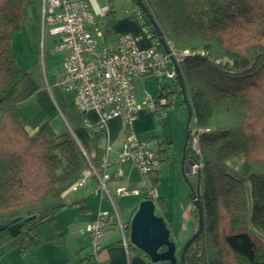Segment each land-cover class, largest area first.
<instances>
[{"label":"trees","instance_id":"obj_1","mask_svg":"<svg viewBox=\"0 0 264 264\" xmlns=\"http://www.w3.org/2000/svg\"><path fill=\"white\" fill-rule=\"evenodd\" d=\"M141 1L159 36L190 53L177 65L195 126L201 129L200 156L188 144L184 154L201 164L186 183L190 201L198 185L203 230L185 251V264H264V0ZM22 4L0 0V256L6 243L17 246L21 255L46 243L64 245L55 216L79 201L66 203L63 194L92 173L91 166L99 170L102 157L87 158L74 140L57 141L47 124L34 136L24 131L14 98L28 72L12 52ZM114 12L110 0L105 36L111 34ZM141 13L143 26L159 39ZM168 89L159 88L158 98L165 103L153 114L166 112L172 95L180 94L176 79ZM157 146L160 154L170 151L165 142ZM232 158L240 159L234 165L238 168L226 163ZM158 172L148 178L151 189ZM84 260L89 255L76 264Z\"/></svg>","mask_w":264,"mask_h":264},{"label":"built area","instance_id":"obj_2","mask_svg":"<svg viewBox=\"0 0 264 264\" xmlns=\"http://www.w3.org/2000/svg\"><path fill=\"white\" fill-rule=\"evenodd\" d=\"M109 10L110 0H41L42 27L47 26L50 36L54 39L53 52L64 54L58 84L64 90L73 92V103L88 129H105L107 122L113 118L121 122L124 139L116 155L117 168L114 176L121 175L119 164L128 161L140 175L149 178L159 170L162 155L157 145L136 138L132 131V122L141 111L155 112L158 105L165 103V99L158 98V93L153 97L144 90L143 98L138 102L135 79L165 76L174 81L176 76L172 61L179 64L190 53L187 50L175 49L173 44L164 38L169 51L165 54L159 39L151 37L149 29L143 26L142 13L135 7L131 8V12L140 25V32L150 41V45L147 48H139L133 34L128 32L120 33L114 44L106 45L102 21ZM167 62L170 64L169 70L166 68ZM160 87L157 88V92ZM89 112L96 114L95 122L87 118ZM200 132L201 129L196 126L188 131L194 156H200L198 143ZM109 150L110 147L107 146L101 157L99 170H103L102 174L91 166L102 190H106L105 183L111 177L106 173L110 166L107 159ZM189 159L192 164L188 175L195 177L201 164L196 159ZM83 184L84 179H81L72 189L75 190ZM117 193H122V189H117ZM107 196L112 202L109 192H106V195L102 194L101 199H107ZM149 196L155 199L152 190L149 191ZM108 222L109 213L99 209L96 217L86 223L81 231L88 240L92 256L87 264H108L107 261L97 259ZM115 228L121 232L120 244L127 248L129 246L127 231L119 219Z\"/></svg>","mask_w":264,"mask_h":264},{"label":"crops","instance_id":"obj_3","mask_svg":"<svg viewBox=\"0 0 264 264\" xmlns=\"http://www.w3.org/2000/svg\"><path fill=\"white\" fill-rule=\"evenodd\" d=\"M21 13L25 24L24 33L25 37L28 38L30 50L25 53H22L21 50L14 52L12 45V52L16 56L17 61L19 60L18 58H23L24 64L22 66L19 65L28 72L27 77L20 83L14 98L24 131L27 135L34 136L43 124H47L57 141L74 140L87 158H94L98 153L103 154L105 148L109 146L110 150L107 153V159L110 162V166L106 169V173L110 174L111 177L105 184L108 183L110 190L117 195L119 194V196L127 195L128 192H133L135 195L143 192L139 201L142 200L144 193H149L151 190L149 188V179L137 173L130 162L123 166L119 164L121 175L118 177L114 176L117 168L115 164L116 155L120 151L124 139L120 120L117 118L109 120L105 129H88L84 124L81 113L73 103V92L64 90L58 84L62 71L58 77L49 80L47 77H43L38 62L32 61V56L38 54L41 32L44 31L41 20V0H23ZM139 27L140 25L133 13L120 14L118 17L116 15L115 22L112 25V33L116 37L123 32L131 33L139 48H147L150 45V41L143 33L139 32ZM20 30L22 31V26ZM63 57L64 54L60 59L61 69ZM140 113L132 122V124L136 125V128ZM87 118L93 122L97 120L94 112H89ZM99 172L102 174L103 170L100 169ZM92 174L93 172L85 173L84 184L78 187L79 189L76 188L75 193L68 192L70 191L69 189L63 194L66 203L79 201V204L66 207L55 216L64 237V245L46 243L31 249L26 255H21L17 246L12 243H6L1 248L0 264H76L80 262L86 256V254L81 256L80 252L85 250L86 247L88 248V240L81 231L86 223L96 217L99 209L107 211L103 206L106 199L102 200V193L98 191L99 181ZM117 189H122V193H117ZM152 191L156 194L155 199H160L155 189ZM147 197L149 198L150 196L146 195L145 198ZM139 201L133 205L122 206L120 213L115 207V218L119 219L123 227L129 223ZM171 214L173 215V212ZM171 214L165 215L164 213V217H161L166 221L170 233L177 239L180 236L179 233L182 227H178L176 232L173 231L174 219ZM186 216L182 231L189 227H192L194 231L192 220H190L188 214ZM113 221L115 220L113 219ZM75 235H79V238ZM120 240V230L115 228L114 223L108 225L102 241V249L97 259L99 261H107L108 264H129V258L134 255L130 249L131 246L123 247L120 244Z\"/></svg>","mask_w":264,"mask_h":264},{"label":"rangeland","instance_id":"obj_4","mask_svg":"<svg viewBox=\"0 0 264 264\" xmlns=\"http://www.w3.org/2000/svg\"><path fill=\"white\" fill-rule=\"evenodd\" d=\"M113 8H114V16L116 19V15H127L132 14V2L131 0H111ZM22 31L15 33L12 36V45L14 52L21 50L22 53L28 52L30 50V44L28 38L25 37L24 33V18L22 17ZM104 24V21H102ZM103 31L105 32V27L102 26ZM139 30L141 28L139 27ZM138 30V31H139ZM140 32V31H139ZM112 33V30H111ZM142 33V32H140ZM27 36V35H26ZM53 38L49 35L47 26L44 27V31L41 32V43L39 46V51L36 56H32V61L38 62L40 69L43 73V77H47L49 80L56 78L59 76L61 69V57L63 56L62 52H53ZM116 35L114 33L107 34L105 39L106 45H112L115 43ZM18 63L22 66L24 64L23 58H18ZM30 64V62L28 61ZM168 70L170 68L169 62H167ZM169 86V89H172V81L168 77H154L147 76L145 80L135 79V94L136 99L140 102L144 95V90L148 91L153 97L157 94V88L159 86ZM143 113L139 114V121L137 122V128L135 124H132V131L136 138L143 142H149L151 144L157 145V142H165L168 147H170V151L165 153H161L164 158L161 162L159 172H158V180L154 187L151 189L150 183L149 188L151 190L156 191L157 195H159L161 201L155 200V214L164 217L167 214H171L173 212L174 219V232H176L178 227L184 228V219L186 214L190 217V220L193 222V227L195 230V222L194 219L189 215L192 210V203L190 201V188L188 184L185 182L182 177L180 170V159L182 155V149L184 144V137L187 129H192L195 127V120L193 116H191L188 122V113L185 106L182 104V98L180 94L176 93L172 95V105H170L166 112L163 113H155L148 111H141ZM188 146L191 148V143L188 141ZM239 158L229 159L226 163L232 167L239 162ZM121 162L120 164L126 165L128 161ZM130 164V163H129ZM238 168V167H237ZM101 173V172H99ZM138 173V172H137ZM190 180H194V177H189ZM106 190H102L99 186L98 191L106 195V192H109L111 195L112 202L110 198L107 196V199L104 201L103 206L109 212V222L108 225L117 223V219L115 218V207L120 213V208L127 204H136L141 196L135 195L133 192H128L127 195L119 196L116 193L110 190L108 183L106 184ZM79 189V188H77ZM70 189L68 192L75 193L76 190ZM71 193V194H72ZM155 194V192H154ZM68 196V195H67ZM156 197V194H155ZM115 206H114V205ZM163 208V209H162ZM164 212V213H163ZM113 219L115 221H113ZM16 224L12 225V229L15 228ZM180 230L179 238H175L170 233V239L176 243V247L181 248L184 243L191 237V235L195 232L192 227L187 228L185 231ZM193 231V232H192ZM79 238V235H75ZM131 249V248H130ZM89 250V251H88ZM132 250V249H131ZM89 252V253H88ZM81 256L89 255V258H92L89 246L86 247L85 250H82ZM135 253V252H134ZM133 253V254H134ZM179 250L176 251V256H178ZM83 264H87L88 260H84ZM155 264H165L164 262H158Z\"/></svg>","mask_w":264,"mask_h":264},{"label":"water","instance_id":"obj_5","mask_svg":"<svg viewBox=\"0 0 264 264\" xmlns=\"http://www.w3.org/2000/svg\"><path fill=\"white\" fill-rule=\"evenodd\" d=\"M135 5L149 19V21L152 23L153 29L159 36V30L156 24L153 22V19L150 17L142 1L135 0ZM159 41L162 51L165 54H168L169 51L162 36H159ZM170 60L172 61V59ZM172 64L176 80L179 85L180 96L188 113L189 122L192 116V110L187 100L183 79L179 70V66L173 61ZM187 140L188 129L186 128L182 155L180 159V170L185 182H187V178L189 177V167L192 164L190 159H185L184 151L187 145ZM197 197L198 185L196 184L195 193L191 197V201L197 210L196 230L184 243L180 250L176 247V243L170 240V230L166 224V221L163 219V217L155 214V201L151 198H143L140 200L129 223L125 226L129 246H131L132 252H135L134 255L129 258V264H155L158 262H164L166 264H185V251L203 230L202 207L200 204H198ZM178 250L179 254L176 256V251ZM143 256L148 258V262L144 260Z\"/></svg>","mask_w":264,"mask_h":264},{"label":"flooded vegetation","instance_id":"obj_6","mask_svg":"<svg viewBox=\"0 0 264 264\" xmlns=\"http://www.w3.org/2000/svg\"><path fill=\"white\" fill-rule=\"evenodd\" d=\"M178 249H180L179 247H177ZM136 252H138V251H136ZM166 264V263H165Z\"/></svg>","mask_w":264,"mask_h":264}]
</instances>
